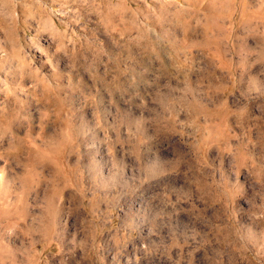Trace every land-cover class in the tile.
<instances>
[{
    "label": "clouds",
    "instance_id": "clouds-1",
    "mask_svg": "<svg viewBox=\"0 0 264 264\" xmlns=\"http://www.w3.org/2000/svg\"><path fill=\"white\" fill-rule=\"evenodd\" d=\"M0 264H264V0H0Z\"/></svg>",
    "mask_w": 264,
    "mask_h": 264
}]
</instances>
